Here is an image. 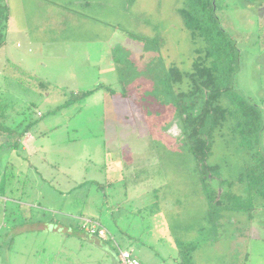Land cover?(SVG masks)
<instances>
[{
	"label": "rangeland",
	"instance_id": "obj_1",
	"mask_svg": "<svg viewBox=\"0 0 264 264\" xmlns=\"http://www.w3.org/2000/svg\"><path fill=\"white\" fill-rule=\"evenodd\" d=\"M3 2L0 97L9 125L37 123L0 150V264H116L118 244L142 264H264L263 202L238 182L250 160L232 122L214 134L209 184L241 211H211L185 139L189 80L168 72L190 73L203 45L180 13L188 0ZM216 2L239 50L234 87L264 117V0ZM86 219L106 239L81 231Z\"/></svg>",
	"mask_w": 264,
	"mask_h": 264
},
{
	"label": "trees",
	"instance_id": "obj_2",
	"mask_svg": "<svg viewBox=\"0 0 264 264\" xmlns=\"http://www.w3.org/2000/svg\"><path fill=\"white\" fill-rule=\"evenodd\" d=\"M180 13L187 29L191 32L193 41L195 43L202 41L203 45L195 51L197 57L190 73L180 74L172 69L168 72V76L172 80L176 78L182 81V77L189 80V89L178 96L177 109L179 115L183 117L185 139L190 153L197 162L202 190L211 206V211L242 210L241 198L233 193L222 192L221 187L215 190L209 184L217 169L215 165L208 163L212 154V140L216 131L227 122H232V131L250 160L245 171L240 174L238 182L245 188L248 203L254 204L255 199L260 198L264 207V154L259 146L261 136L264 134V117L262 110L241 96L234 87V76L240 58L239 50L221 25L217 15L216 0H188L186 7L181 9ZM8 15V6L0 0V27L6 22ZM40 87L48 88L43 82L40 83ZM91 93L93 92L84 93L77 98L85 99ZM180 100L188 102L180 106ZM33 106L30 104L27 108ZM14 107L0 97V134L15 138L12 145H2L0 150L5 148L18 151L21 146L20 141L37 123L24 117L17 125H9V111ZM19 115L26 116V112ZM8 165L10 167L9 163ZM0 196V201L6 200L5 193ZM226 201L234 202V205H225ZM13 202L19 201L13 199ZM80 225L81 231L86 232L81 220ZM92 236L101 242V238L97 235ZM116 264H119V261Z\"/></svg>",
	"mask_w": 264,
	"mask_h": 264
},
{
	"label": "built area",
	"instance_id": "obj_3",
	"mask_svg": "<svg viewBox=\"0 0 264 264\" xmlns=\"http://www.w3.org/2000/svg\"><path fill=\"white\" fill-rule=\"evenodd\" d=\"M83 229L90 235H97L101 239H106L107 231L100 224L91 220H84ZM119 264H141L134 253L129 250L119 249Z\"/></svg>",
	"mask_w": 264,
	"mask_h": 264
},
{
	"label": "crops",
	"instance_id": "obj_4",
	"mask_svg": "<svg viewBox=\"0 0 264 264\" xmlns=\"http://www.w3.org/2000/svg\"><path fill=\"white\" fill-rule=\"evenodd\" d=\"M13 144V142L11 143V142H6V143H2V144H0V147L2 146V145H7V146H9V145H12ZM20 145H21V141H20ZM102 241V240H101ZM117 242V241H116ZM117 244H118V242H117ZM118 249H122V250H128V249H123L121 246H119V244H118ZM129 251H132L133 252V250H129ZM134 253V255H135V252H133ZM135 257L139 260V258L135 255ZM140 261V260H139ZM140 263H141V261H140ZM142 264V263H141Z\"/></svg>",
	"mask_w": 264,
	"mask_h": 264
}]
</instances>
